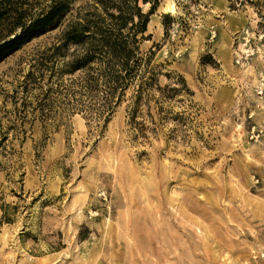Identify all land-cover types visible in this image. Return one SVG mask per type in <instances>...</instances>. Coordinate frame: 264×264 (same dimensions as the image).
<instances>
[{"label": "rangeland", "instance_id": "rangeland-1", "mask_svg": "<svg viewBox=\"0 0 264 264\" xmlns=\"http://www.w3.org/2000/svg\"><path fill=\"white\" fill-rule=\"evenodd\" d=\"M251 1L138 2L152 9L140 51L161 85L181 76L193 92L147 140L126 103L97 127L48 95L75 50L51 48L93 0L0 62V264H264V0Z\"/></svg>", "mask_w": 264, "mask_h": 264}, {"label": "trees", "instance_id": "trees-1", "mask_svg": "<svg viewBox=\"0 0 264 264\" xmlns=\"http://www.w3.org/2000/svg\"><path fill=\"white\" fill-rule=\"evenodd\" d=\"M73 1L0 0V62L38 33L53 28ZM93 1L95 6L82 16L78 13L61 33V47L51 48V56L69 45L75 50L56 75V88L48 86V95L62 97L97 127L126 103V124L135 137L147 140L156 131V116L169 119L166 106L193 92L181 76L173 84L161 85L162 74L152 64L153 52L140 51L139 36L147 32L152 9L143 13L138 2L152 3L154 8L156 0ZM240 3L258 5L251 0ZM46 70L51 83L55 70L53 66ZM62 74L69 76L66 82Z\"/></svg>", "mask_w": 264, "mask_h": 264}, {"label": "bare ground", "instance_id": "bare-ground-1", "mask_svg": "<svg viewBox=\"0 0 264 264\" xmlns=\"http://www.w3.org/2000/svg\"><path fill=\"white\" fill-rule=\"evenodd\" d=\"M167 4V5H166ZM165 5V7L163 8V12L164 13H172L173 12V5H172V3L171 2H167Z\"/></svg>", "mask_w": 264, "mask_h": 264}]
</instances>
